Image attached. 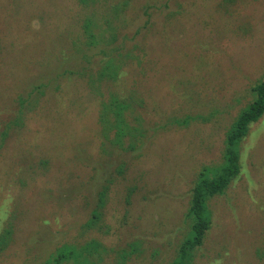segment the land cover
<instances>
[{"label":"rangeland","instance_id":"374dc122","mask_svg":"<svg viewBox=\"0 0 264 264\" xmlns=\"http://www.w3.org/2000/svg\"><path fill=\"white\" fill-rule=\"evenodd\" d=\"M151 1L161 19L154 28L145 25L141 10ZM35 2L45 8L34 12ZM46 2L0 0V82L12 58L31 76L22 95L34 84L44 85L48 104L65 97L75 115L92 110V95L100 94L91 83L101 60L109 59L90 45L84 23L94 15L104 29L110 9L122 1L92 0L87 7L79 0H56L53 7ZM18 3L27 5L20 14ZM127 4L122 59L131 51L134 62L100 91L105 94L112 84L129 95L138 90L147 106L143 129L159 127L141 137L135 156L112 140L98 142L89 131L75 140L59 138L65 114L56 121L37 119L38 109L24 132L15 115L0 137L17 133V144L43 143L32 159L42 178L36 177L33 192L24 189L15 137L7 136L0 152V207L6 199L17 220L0 264H172L188 234L187 213L200 172L221 164L228 132L256 100L253 89L264 80V0ZM24 108L19 102L14 110ZM184 117L192 118L188 125H166ZM241 148L240 175L225 194L208 201L212 226L193 264H264V115L251 124Z\"/></svg>","mask_w":264,"mask_h":264},{"label":"trees","instance_id":"16d2710c","mask_svg":"<svg viewBox=\"0 0 264 264\" xmlns=\"http://www.w3.org/2000/svg\"><path fill=\"white\" fill-rule=\"evenodd\" d=\"M79 1L82 7H87L86 4L92 0ZM99 1L104 4V1L108 0ZM121 1V7L115 6V9H110L112 12L111 16L108 12L106 13L110 18L104 29H99L96 20L100 19H96L94 15L88 18L84 23L85 33L90 37V45L93 47H101L99 53H102L105 59H109L101 60V69L96 78L97 83L96 80H93L94 82L91 83L92 89L102 95L96 96L93 93L91 99L94 105L93 109L89 111L82 110L75 115L70 106L66 103L65 97L61 99L60 102L58 101L55 106H52L47 103L50 102V100L47 99V93L41 89L44 85L38 87L34 84L31 87V91H28L26 95H22V90L31 76L19 70L11 58L5 82H0V96L3 97V99H0V130L9 126L14 116L20 114V130L24 132L32 116L35 115L39 109L37 119L45 118L49 121H56L60 119L62 114L66 115L59 121L62 127L59 131V138L67 136V139L74 138L75 140L78 133L84 130L91 132L100 143L103 142V139H105V141L109 140V142L112 140L116 147L119 149L122 148V151L136 153L135 156L141 153V150L137 149L138 146L143 143V138L141 139V137L148 136V133L152 131V129L159 127L158 125L155 128L144 127L145 129H143L142 126L146 123L144 114L147 106L145 100L142 101L141 99L142 94L138 90L131 91L130 95L129 93L117 91L113 84L108 86L105 94L100 91L103 82H117L127 63L129 61V63L134 62L131 51H127L125 54L127 57L122 59L124 57L122 52L126 49L127 42V37L124 33L129 22L125 14L131 9V6L127 4L129 0ZM55 2L56 0H47L45 5L53 7V3ZM17 6L20 14L27 5L18 3ZM39 6L41 9L45 8L42 3L35 2L34 12L37 11L36 7ZM55 9L58 11V8ZM15 10V7L11 9V11ZM141 10L142 13L147 15L145 25L149 26L152 24L151 27L154 28L159 18L156 16L158 12L157 2L151 1L150 4L143 6ZM50 12L54 14L53 10ZM103 17H101V19ZM159 20L161 19L159 18ZM172 20L173 17H169V21ZM123 21L125 22L124 27H122ZM145 60H147V57L144 59V62ZM144 72L145 70H143L142 74H144ZM63 75L64 73H62V76ZM67 75L73 80V71H69ZM138 83L141 86V80H138ZM8 90H11V93L5 96L4 93ZM56 90L60 91V86H57ZM253 90L256 95V100L249 108L243 111L238 121L228 132L221 164L216 165L213 170L209 167H205L199 174L197 183L192 190L190 207L187 213V217L190 218L187 229L188 234L180 246L176 260L172 264H193L196 251L201 247L203 240L206 238L212 226L208 201L214 196L225 194L232 182L240 175V163L242 159L241 144L247 137L251 124L258 122L264 115V80L255 86ZM37 94L38 96H36ZM44 97L46 101L44 104L40 105ZM5 100L9 101V103L1 102ZM19 102L25 105V108L20 113L14 110L15 105ZM55 112L57 114L56 118H54ZM191 120V117L173 119L167 122L166 125L184 126L188 125ZM12 134L15 137V153L20 159L26 173L22 186L24 189L30 187L29 190L33 192V184L36 181V177L41 174V167L32 162V159L36 151L43 149L45 145L43 143L37 145L30 143L17 144V133ZM12 134H7L4 138L0 137V152L7 145V136L10 138ZM48 134L50 135L49 132ZM127 139L129 141L126 142ZM136 143L140 144L136 145ZM3 156L4 154L0 155V158ZM206 174L209 177H206ZM40 178L42 177H37V181H39ZM18 179L21 180V178ZM91 179L95 180V176ZM4 201L5 208L3 206L0 207V212H2L0 216V256L2 255L8 235L14 232L12 226L15 227L14 222L17 220L12 214L13 208L9 206L6 199ZM18 213L19 211L16 212V214ZM3 222L8 225V227L4 228Z\"/></svg>","mask_w":264,"mask_h":264}]
</instances>
